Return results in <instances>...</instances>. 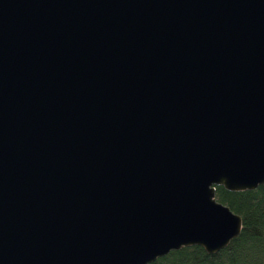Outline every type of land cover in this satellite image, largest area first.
Wrapping results in <instances>:
<instances>
[{"label":"water","instance_id":"obj_1","mask_svg":"<svg viewBox=\"0 0 264 264\" xmlns=\"http://www.w3.org/2000/svg\"><path fill=\"white\" fill-rule=\"evenodd\" d=\"M261 183L264 0H0V264L216 252Z\"/></svg>","mask_w":264,"mask_h":264},{"label":"trees","instance_id":"obj_2","mask_svg":"<svg viewBox=\"0 0 264 264\" xmlns=\"http://www.w3.org/2000/svg\"><path fill=\"white\" fill-rule=\"evenodd\" d=\"M215 193L241 215L240 233L216 252L198 244L187 245L147 264H264V183L245 190L216 185Z\"/></svg>","mask_w":264,"mask_h":264}]
</instances>
